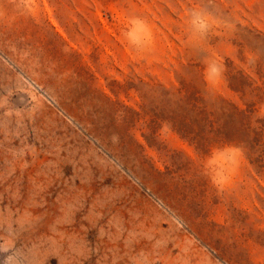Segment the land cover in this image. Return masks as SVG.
Returning <instances> with one entry per match:
<instances>
[{
    "label": "rangeland",
    "instance_id": "rangeland-1",
    "mask_svg": "<svg viewBox=\"0 0 264 264\" xmlns=\"http://www.w3.org/2000/svg\"><path fill=\"white\" fill-rule=\"evenodd\" d=\"M0 264H264V0H0Z\"/></svg>",
    "mask_w": 264,
    "mask_h": 264
},
{
    "label": "clouds",
    "instance_id": "clouds-1",
    "mask_svg": "<svg viewBox=\"0 0 264 264\" xmlns=\"http://www.w3.org/2000/svg\"><path fill=\"white\" fill-rule=\"evenodd\" d=\"M127 23L128 27L124 30L122 35L132 46L134 54L136 56H143L149 50L153 41L151 26L141 17L130 18ZM217 23L218 22L207 13H201L197 17L196 27L197 30L206 37L211 28ZM226 147L231 154V159L230 162L224 166L223 173L217 174L215 172H209L206 169L204 171V174L218 192H223L232 186L244 159L243 148L236 144H228Z\"/></svg>",
    "mask_w": 264,
    "mask_h": 264
}]
</instances>
